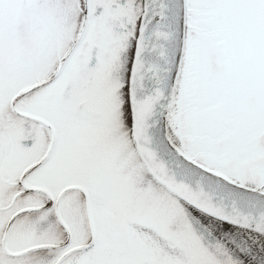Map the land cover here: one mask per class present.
Segmentation results:
<instances>
[{"label": "snow or ice", "instance_id": "6c2138e0", "mask_svg": "<svg viewBox=\"0 0 264 264\" xmlns=\"http://www.w3.org/2000/svg\"><path fill=\"white\" fill-rule=\"evenodd\" d=\"M229 225L264 236V0H0V264H244Z\"/></svg>", "mask_w": 264, "mask_h": 264}, {"label": "water", "instance_id": "95a60500", "mask_svg": "<svg viewBox=\"0 0 264 264\" xmlns=\"http://www.w3.org/2000/svg\"><path fill=\"white\" fill-rule=\"evenodd\" d=\"M210 227H213L214 230V226L210 225ZM227 227L230 228L231 231L219 233V235L222 236L224 240L228 241L232 248L241 254V250L246 252L249 248H251L252 252L256 253L259 259L264 260V236L257 237L255 234H249L243 230L236 229L231 225ZM243 256L249 263L258 264V261L252 260L250 256Z\"/></svg>", "mask_w": 264, "mask_h": 264}, {"label": "rangeland", "instance_id": "374dc122", "mask_svg": "<svg viewBox=\"0 0 264 264\" xmlns=\"http://www.w3.org/2000/svg\"><path fill=\"white\" fill-rule=\"evenodd\" d=\"M234 251V250H233ZM234 253H235V255L237 256V257H239L240 259H242V257L237 253V252H235L234 251ZM243 260V259H242ZM244 261V260H243ZM244 264H246V262L244 261Z\"/></svg>", "mask_w": 264, "mask_h": 264}, {"label": "flooded vegetation", "instance_id": "af4514ba", "mask_svg": "<svg viewBox=\"0 0 264 264\" xmlns=\"http://www.w3.org/2000/svg\"><path fill=\"white\" fill-rule=\"evenodd\" d=\"M205 235H207V234H205Z\"/></svg>", "mask_w": 264, "mask_h": 264}]
</instances>
